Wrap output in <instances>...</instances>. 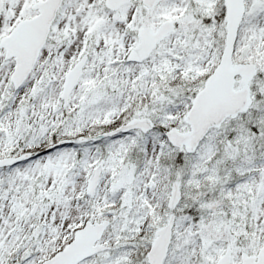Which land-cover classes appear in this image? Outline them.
<instances>
[{"label": "snow or ice", "instance_id": "snow-or-ice-1", "mask_svg": "<svg viewBox=\"0 0 264 264\" xmlns=\"http://www.w3.org/2000/svg\"><path fill=\"white\" fill-rule=\"evenodd\" d=\"M0 264H264V0H0Z\"/></svg>", "mask_w": 264, "mask_h": 264}]
</instances>
